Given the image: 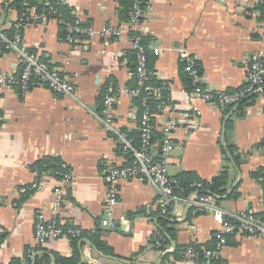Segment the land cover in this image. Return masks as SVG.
I'll list each match as a JSON object with an SVG mask.
<instances>
[{
  "label": "crops",
  "instance_id": "crops-1",
  "mask_svg": "<svg viewBox=\"0 0 264 264\" xmlns=\"http://www.w3.org/2000/svg\"><path fill=\"white\" fill-rule=\"evenodd\" d=\"M12 2L0 0V29L11 31L17 17ZM66 5L69 19L97 29L117 28L127 20V5L120 0H68ZM145 7L140 27L148 38L152 69L170 85L173 108L167 115L178 119L169 174L175 178L193 172L201 180L212 181L226 169V192L212 193L218 205L229 213L253 209L264 215V94L244 105L242 101L229 106L210 104L193 96L196 84L184 68L187 51L197 58L198 83L206 89L246 86L253 54H264L262 5L255 0H146ZM64 20L54 15L45 22L27 24L24 42L75 84L77 98L57 95L39 84L28 90L20 84H0V264L23 258L26 249L33 260L37 253H47L51 264L57 254H73L69 237L42 245L34 237L35 217L39 212L52 216L58 189L64 198L57 215L60 223L99 232L115 254L105 255L89 239H82L80 264H183L174 256L165 258L177 246H213V234L222 222L181 202L175 205L181 215L162 224L160 218L165 216L156 190L136 179L118 182L119 204L112 213L105 211L110 170L127 160L93 111L102 112L109 82L120 87L134 84V52L127 31L119 36L87 35L71 45ZM155 47L160 48L157 55ZM21 70L16 52L0 55V73L18 77ZM115 109L117 126L137 135L140 107L136 100L121 94ZM162 122V117L155 118L159 132ZM49 157L61 160L65 170L35 174L34 165ZM104 218L114 220L116 229L103 226ZM166 239L168 245L163 243ZM220 263L264 264V239L231 234Z\"/></svg>",
  "mask_w": 264,
  "mask_h": 264
},
{
  "label": "built area",
  "instance_id": "built-area-1",
  "mask_svg": "<svg viewBox=\"0 0 264 264\" xmlns=\"http://www.w3.org/2000/svg\"><path fill=\"white\" fill-rule=\"evenodd\" d=\"M68 0H47V8L42 11H17L11 31L0 29V55L6 52H16L20 57L21 74L17 77L7 73H0V84L13 85L20 84L24 90H28L33 84L47 87L57 95H68L77 98V88L74 83L66 79L59 70L52 67L40 54L27 48L24 42V29L29 23L39 24L48 20L49 17L57 13L54 4H67ZM146 0H132L129 19L124 25L117 28L97 29L92 25H81L73 21H63V28L66 32V40L73 45L80 37L93 36L97 33L112 34L119 36L124 32H129L131 47L135 51L136 67L133 76L137 79L135 87H120L109 82L106 94L103 99L102 112H94L101 124L112 134L115 142L121 148V153L126 157L127 163L122 166L112 168L109 173L110 187L104 198L103 205L105 211L112 213L119 204V194L117 184L122 179H136L151 184L157 192L158 203L163 216L177 217L181 212L177 211V203L186 204L195 212H205L213 214L222 222L220 229L214 234V246L203 248L201 252L195 251L191 246L184 253L183 264H192L202 256V264H213L221 261L223 252L227 246L228 237L241 232L250 236L264 239V215H259L253 209H246L238 213H229L222 209L217 199L212 194L200 195L192 192L189 196H182L174 192L177 179L168 172L172 152L176 147L175 131L178 127V119L167 112L173 108L170 96L161 101L155 108L149 107V99L163 98V90H170V85L156 86L149 83L150 73L147 68V48L143 44V29L140 27L145 18ZM257 6H264V0H255ZM264 16V13H263ZM264 30V18L262 20ZM157 55L159 47L153 48ZM186 72L193 78L195 87L193 96L199 97L207 103L221 106L237 104L247 95L262 93L264 91V54L258 51L253 54L250 70L247 76V85L237 90H209L201 86L199 82V71L197 58L189 52H184ZM127 94L131 98L140 97L143 111L139 118L140 139L135 141L125 130H121L115 122L116 104L119 95ZM162 117L160 126L161 139L155 140V118ZM39 170L35 169V174ZM64 184V183H62ZM199 185V184H198ZM37 188L38 183H33ZM26 191L25 188L21 189ZM64 198L61 189L56 191V200L52 206V216H47L44 212H39L35 217L34 237L38 244H44L48 240L63 237H77L81 235V229L68 228L63 226L58 218V213L63 205ZM102 225L110 229H116L117 223L111 218H104ZM161 245V244H159ZM166 249H170L168 246Z\"/></svg>",
  "mask_w": 264,
  "mask_h": 264
},
{
  "label": "trees",
  "instance_id": "trees-1",
  "mask_svg": "<svg viewBox=\"0 0 264 264\" xmlns=\"http://www.w3.org/2000/svg\"><path fill=\"white\" fill-rule=\"evenodd\" d=\"M123 5L127 9V16L126 19H129V13L132 6V0H120ZM57 7V13L56 15H62L65 17L64 21H72L68 17V11L69 7L66 4H54ZM10 7L14 8L17 11H26L31 12L32 8H35L37 11H42L45 8H47V5L45 2L40 3L38 0H13V2L10 4ZM262 12H264V6L262 5ZM126 20V21H127ZM63 25V24H62ZM143 38V44L147 48V68L150 73V79L149 83L156 85V86H166L167 82L162 81L157 78L155 72L152 69V61L150 57V51L148 50L147 44H148V38L146 36H142ZM134 52V58H136L135 51ZM137 85V79L134 76V84L128 87H135ZM259 93L249 94L245 98H243L241 105H244L246 103H250V101H254ZM264 94V91L262 92ZM169 92L168 90H163V98H151L149 99V107L151 109L155 108L158 103L161 101L166 100L168 98ZM136 100V104L140 107L139 114L141 115L143 111V106L141 105V98L136 97L134 98ZM135 141H139L140 139V132L137 135H132ZM155 140L159 141L161 139V133L157 130H155ZM34 168H37L40 171L44 170H65V167L63 166V162L59 160L58 158H45L41 162L34 165ZM178 181V183L174 186V192L179 193L182 196H189L192 192H197L200 195H207V194H224L226 192V187L229 184V173L225 169L222 171L218 176H216L212 181H205L201 180L195 173L193 172H183L179 174L177 177H175ZM199 184V185H198ZM166 218V219H165ZM165 218H160V222L162 224L167 223V219H170L171 216H165ZM70 228V227H69ZM72 228V227H71ZM174 236V233H172ZM72 245L74 247V252L70 257L62 256L57 254L55 256V264H80L81 262V246H82V239H89L91 243H93L97 249L102 251L105 255H115L113 253V250L111 247L107 245L106 242L101 240L99 232H91L86 230H81V235L77 237H69ZM163 243L168 245L170 242L168 239L163 240ZM214 246V245H213ZM211 245H206L202 247L201 245L192 244L191 247L198 252H201L203 248H211L213 247ZM190 247V245L186 246H177L176 249L169 255L166 256L165 260L170 259L171 256H174L175 261L176 260H183L184 259V253L185 251ZM31 251L30 249H26L24 257L23 258H15L10 264H32L33 261L35 264H51V257L41 251L40 253L36 254L35 259L33 260V257H31ZM196 262L201 263L203 262L202 256L196 259ZM213 264H221L220 261L215 262Z\"/></svg>",
  "mask_w": 264,
  "mask_h": 264
}]
</instances>
